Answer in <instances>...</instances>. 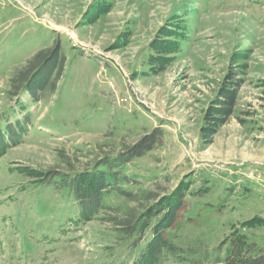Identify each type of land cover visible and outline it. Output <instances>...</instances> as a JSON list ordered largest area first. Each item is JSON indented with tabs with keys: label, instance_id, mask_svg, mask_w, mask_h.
I'll return each mask as SVG.
<instances>
[{
	"label": "rangeland",
	"instance_id": "374dc122",
	"mask_svg": "<svg viewBox=\"0 0 264 264\" xmlns=\"http://www.w3.org/2000/svg\"><path fill=\"white\" fill-rule=\"evenodd\" d=\"M56 42L57 94L0 160V264L131 260L103 216L65 231L63 201L22 170L80 169L154 128L162 142L129 169L139 194L187 190L168 234L186 257L167 264H212L237 238L264 249V0H0V113L13 72ZM232 88L234 113L209 119Z\"/></svg>",
	"mask_w": 264,
	"mask_h": 264
},
{
	"label": "trees",
	"instance_id": "16d2710c",
	"mask_svg": "<svg viewBox=\"0 0 264 264\" xmlns=\"http://www.w3.org/2000/svg\"><path fill=\"white\" fill-rule=\"evenodd\" d=\"M19 51H26V48ZM66 62V52L56 42L53 47L39 49L10 76L9 93L16 100L0 113V160L11 146L23 143L30 130L36 127L35 113L30 105L47 101L57 94ZM237 92L236 88L220 92L215 98L217 112L209 119L221 123L231 117L237 106ZM162 137L163 131L154 128L116 154L105 152L80 169L70 164L65 168H27L22 172L41 188L57 195V200L63 201L57 209L64 214H59L60 219L56 222L62 227L66 225L65 231L72 226L79 229L85 222L103 216L105 221L112 223L118 243L126 244L132 257L122 264H167L186 257L187 250L168 234L177 223L187 190L181 184L171 195L161 199L150 192L139 194L131 186H138L141 182L129 169L160 145ZM114 198L136 203L114 206L111 203ZM108 213L109 217L104 216ZM212 264H264V249L242 238L233 239L229 253L216 258Z\"/></svg>",
	"mask_w": 264,
	"mask_h": 264
}]
</instances>
